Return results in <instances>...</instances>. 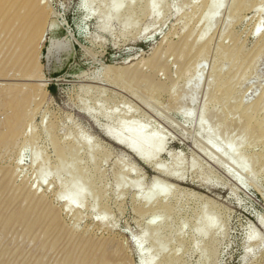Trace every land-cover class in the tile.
Wrapping results in <instances>:
<instances>
[{
	"label": "rangeland",
	"instance_id": "obj_1",
	"mask_svg": "<svg viewBox=\"0 0 264 264\" xmlns=\"http://www.w3.org/2000/svg\"><path fill=\"white\" fill-rule=\"evenodd\" d=\"M40 1L0 14V264H264V0H211L206 33L208 0ZM38 55L43 85L12 79Z\"/></svg>",
	"mask_w": 264,
	"mask_h": 264
},
{
	"label": "bare ground",
	"instance_id": "obj_2",
	"mask_svg": "<svg viewBox=\"0 0 264 264\" xmlns=\"http://www.w3.org/2000/svg\"><path fill=\"white\" fill-rule=\"evenodd\" d=\"M16 1L17 0H0V14L4 13L6 11H9L12 8H16L17 7V2ZM25 1L28 4L35 5V0H25ZM122 1H124V0H114L113 1V7H114V10H115V14H117L120 11L121 7H123V3L126 2V5L129 6L135 0H127V1H124V2H122ZM39 2L41 3L40 0H39ZM240 2L241 1L239 0L238 3H240ZM206 5H207V8H209V11L207 12L206 17H205V15H203L205 17V20L207 21V25L203 29V31L205 33L209 29L210 20L217 13V10H218V8L220 6L219 4L218 5L211 4V0H208ZM211 6H214V7H211ZM146 7H147L146 9L148 10V12H150L152 9L156 8V5H155V3H153V1L147 0L146 1ZM201 34H204V33H201ZM43 40H44V34H42L40 36V38L38 39V43H37L38 47L42 43ZM197 57L200 58V59H202V57H204V49L199 51V54H198ZM38 58H39V55H38V57H37V59L35 61L34 66L32 67V71L31 72H29L28 74H25V75H20L21 78L15 77V78H12V79L13 80L19 79V81H24V82H29V83L36 82V83H38L40 85H43L45 83V81H47V80L42 78L43 76H42V74L40 72V69H39ZM195 68H196V62L193 65V69H195ZM4 80H5L4 78L0 77V85L3 83ZM7 80H9V79H7ZM224 84H225V81L219 82L218 87L219 88H222V87L226 88L227 86H224ZM214 86H216V85H214ZM0 95H1V88H0ZM0 98H1V96H0ZM257 104H258V102L254 103L253 107H256ZM83 113L88 115V116H90V117H93L92 113H91V111L89 109H85L83 111ZM248 122H250V121H248ZM253 123H252V126H254ZM258 123H259V121L257 122V126H255L254 128L257 127L259 130H262L261 125L258 124ZM243 124H244V122H243ZM246 125H247V123H246ZM119 126H120L121 130H124V131L127 132L126 136L123 135L120 131L114 130V129L106 127V126L104 128H102V129H103L104 134L108 138H110L114 143H116L118 145H121L124 148H126L129 152H131L135 157H137L142 162L151 163L152 166L154 167V169L158 170L159 172L166 173V174L170 175V177H172V178H174L175 176L178 177V175L176 174L175 171L164 170L160 166L161 164L158 161H156V156L163 149V144H162L163 142H162L161 139H155V137L152 136V135H145L143 128L139 127V126H137V125H135L133 123H122ZM247 127H249V126H246V128ZM246 128H244V129H246ZM241 132H243V131H241ZM257 132H258V130H257ZM257 132H256V134H257ZM253 133H254V131H253ZM249 135H247V136H249ZM253 135L250 136V137H253ZM243 136H244V134H243ZM259 136H260V134H259ZM240 138H242V136ZM249 138L247 137V140H251ZM243 140H244V138H243ZM240 141H242V139ZM248 142H250V144L253 143L252 141H248ZM235 151L236 150L233 147L229 148L227 150V155L231 158L233 156V154L235 153ZM77 176L80 178V180H82V182H84V180H85L84 178H82L80 175H77ZM85 178H87V177L85 176ZM237 179L239 180L238 177H237ZM153 180L154 181H152V182L154 184L152 182L150 184L151 185L150 186L151 187L150 188L151 189V191H150L151 193H150V195L147 196V203L154 197L159 198V200H158L159 202H157L158 204L154 205L151 208L152 215L155 214V216H157L156 214L160 211L161 207H165L166 204L168 203L167 198H168L169 195L168 194L163 195V190L154 188L155 187V183H157L156 182L157 180H156V178L155 179L153 178ZM165 185L169 186L171 188V185H167V184H165ZM81 196H82V194H81L80 190H77L75 193L68 195L67 198H66V202H65L66 207H74V206L78 205L79 199L81 198ZM154 218L151 219L150 222H153ZM213 223L214 222H213L212 218L204 219V221L202 223L203 225L200 226V229L202 230L201 233H204L207 230V228L212 227ZM203 228H205V229H203Z\"/></svg>",
	"mask_w": 264,
	"mask_h": 264
},
{
	"label": "water",
	"instance_id": "obj_3",
	"mask_svg": "<svg viewBox=\"0 0 264 264\" xmlns=\"http://www.w3.org/2000/svg\"><path fill=\"white\" fill-rule=\"evenodd\" d=\"M59 74H60V72H53V73L51 74V76H52V77H57Z\"/></svg>",
	"mask_w": 264,
	"mask_h": 264
},
{
	"label": "trees",
	"instance_id": "obj_4",
	"mask_svg": "<svg viewBox=\"0 0 264 264\" xmlns=\"http://www.w3.org/2000/svg\"><path fill=\"white\" fill-rule=\"evenodd\" d=\"M50 90V89H49Z\"/></svg>",
	"mask_w": 264,
	"mask_h": 264
}]
</instances>
